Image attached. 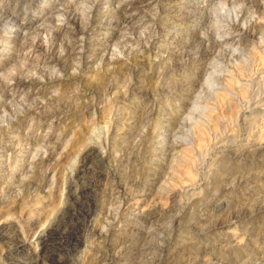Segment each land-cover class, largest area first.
<instances>
[{"label":"rangeland","instance_id":"1","mask_svg":"<svg viewBox=\"0 0 264 264\" xmlns=\"http://www.w3.org/2000/svg\"><path fill=\"white\" fill-rule=\"evenodd\" d=\"M57 262L264 264V0H0V264Z\"/></svg>","mask_w":264,"mask_h":264},{"label":"bare ground","instance_id":"2","mask_svg":"<svg viewBox=\"0 0 264 264\" xmlns=\"http://www.w3.org/2000/svg\"><path fill=\"white\" fill-rule=\"evenodd\" d=\"M121 9H123V7L119 4L117 10L120 11ZM118 13V12H117ZM67 20L69 22H74L75 20H77L79 18V16L72 10H69L67 12ZM81 29L78 28H73L72 32L73 34L80 32ZM56 34L53 36V38L51 39V41L49 42V45L52 46L53 48L57 45L55 42V38H56ZM205 41V40H204ZM31 43V42H30ZM211 44V43H210ZM30 47H33L34 49L41 47V44L36 42V43H31L29 44ZM206 47V44H203V51H209V47ZM51 48V47H50ZM55 49V48H54ZM18 75V74H17ZM19 76V75H18ZM102 77V76H100ZM16 80H18V78H16ZM22 81V80H21ZM102 81V80H101ZM20 82V81H19ZM97 151L95 146H90L87 147V149L85 150V156L89 157L91 155H93L95 152ZM188 173V172H187ZM27 191V190H26ZM64 206V205H63ZM87 207V206H86ZM64 208L66 209H62L60 211V214H57L58 216L56 217V220H53L49 223V225L47 227H45L43 229V234L42 236L39 237V240L41 241V250L44 252V254L46 256H48V258L51 257V255L56 251V249H53L52 247H49L50 244H53L54 242H56V238L59 235H62V233L65 232V235L67 236V234H69L71 232V230H67L70 229L68 227V225L73 224V220L76 217H73L72 214H76V212L71 207L68 206H64ZM58 212V211H57ZM55 219V218H54ZM76 220V219H75ZM72 226V225H71ZM73 229V228H72ZM73 231V230H72ZM16 232V231H15ZM71 235V234H70ZM65 236V237H66ZM72 236V235H71ZM68 238V237H67ZM61 239V238H60ZM58 242L60 240H57ZM61 244V243H60ZM52 246V245H50ZM57 246V244H56ZM60 246V245H59ZM54 247V246H53ZM59 249V248H57ZM64 262H57V263H53V264H63Z\"/></svg>","mask_w":264,"mask_h":264}]
</instances>
